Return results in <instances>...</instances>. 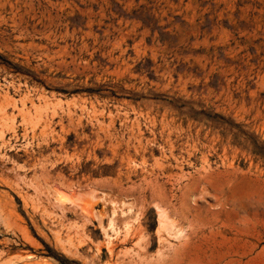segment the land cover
<instances>
[{
	"label": "rangeland",
	"instance_id": "rangeland-1",
	"mask_svg": "<svg viewBox=\"0 0 264 264\" xmlns=\"http://www.w3.org/2000/svg\"><path fill=\"white\" fill-rule=\"evenodd\" d=\"M0 208V264H264V0H0Z\"/></svg>",
	"mask_w": 264,
	"mask_h": 264
},
{
	"label": "bare ground",
	"instance_id": "bare-ground-1",
	"mask_svg": "<svg viewBox=\"0 0 264 264\" xmlns=\"http://www.w3.org/2000/svg\"><path fill=\"white\" fill-rule=\"evenodd\" d=\"M12 129V128H11ZM4 144H5V142H4ZM6 144H8V143H6ZM11 144V143H10ZM9 145V144H8ZM11 146V145H10ZM9 146V147H10ZM12 148V147H11ZM6 160V159H5ZM155 188V187H154ZM156 190H157V188H156ZM155 190V191H156ZM159 190V189H158ZM153 193H154V191H153V188H152V190H151ZM160 192V191H159ZM153 193H151V194H153ZM156 195H158V194H156ZM154 196H155V194H154ZM1 209V208H0ZM172 210V209H171ZM1 211H2V209H1ZM182 211V210H181ZM180 211V212H181ZM164 212V211H163ZM179 213V212H178ZM182 213V212H181ZM163 216V215H162ZM165 216V215H164ZM182 216V215H181ZM182 217H184V216H182ZM186 217H187V215H186ZM165 219H166V217H164ZM173 219V218H172ZM181 219H183L184 220V218H181ZM185 219H187V218H185ZM167 220H168V218H167ZM178 221H180V220H178ZM191 221V220H190ZM170 222V221H169ZM2 223V222H1ZM162 223H164L165 224V222H164V220H163V222ZM161 223V224H162ZM164 224H162V225H164ZM173 224V223H172ZM7 225V224H6ZM170 225V223L168 224V226ZM165 226V225H164ZM163 226V227H164ZM162 227V228H163ZM167 227V226H166ZM165 227V228H166ZM176 227H178V225L176 226ZM176 227H174L175 229L174 230H176ZM129 228V227H128ZM161 228V229H162ZM164 228V229H165ZM172 228V227H171ZM135 229V228H134ZM160 229V228H159ZM133 231V230H132ZM158 231V230H157ZM157 231H156V234H157ZM125 232H126V230H125ZM124 232V233H125ZM177 232H179V231H177ZM166 233V232H165ZM127 234V233H126ZM167 234V233H166ZM125 235V234H124ZM161 236V235H160ZM168 237V236H167ZM139 238V237H138ZM161 238H163V237H161ZM168 238H171V237H168ZM173 238V237H172ZM131 240V239H130ZM139 240H141V239H139ZM164 240V239H163ZM189 240V239H188ZM188 242L189 241H187V243H186V245L184 246V248L183 249H181V250H178L177 251V255H176V257H174L172 260H170V261H172V264H180V261H181V259H180V257L183 255V252L185 251V248H186V246H187V244H188ZM148 243H149V240H148ZM147 243V244H148ZM168 244V243H167ZM181 244V243H180ZM136 245V244H135ZM142 247V246H141ZM147 247V246H146ZM164 247V246H163ZM170 247V246H169ZM177 248V247H176ZM181 248V247H180ZM140 250V249H139ZM146 253V252H145ZM174 255V254H173ZM140 256H141V254H140ZM172 256V255H171ZM147 258V257H146ZM160 258V257H159ZM155 261V260H154ZM147 264V263H146ZM156 264V263H155Z\"/></svg>",
	"mask_w": 264,
	"mask_h": 264
}]
</instances>
